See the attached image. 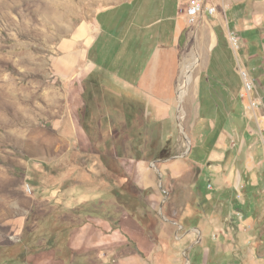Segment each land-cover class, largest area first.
Masks as SVG:
<instances>
[{
  "label": "rangeland",
  "instance_id": "rangeland-1",
  "mask_svg": "<svg viewBox=\"0 0 264 264\" xmlns=\"http://www.w3.org/2000/svg\"><path fill=\"white\" fill-rule=\"evenodd\" d=\"M130 1L0 0V264H264V0Z\"/></svg>",
  "mask_w": 264,
  "mask_h": 264
},
{
  "label": "crops",
  "instance_id": "crops-1",
  "mask_svg": "<svg viewBox=\"0 0 264 264\" xmlns=\"http://www.w3.org/2000/svg\"><path fill=\"white\" fill-rule=\"evenodd\" d=\"M167 1L168 0H165V1H162V3H159V4H157V5H153V6H156V7H158V9H160L161 11H160V15H159V13L157 12V15L156 16H153L152 15V13H149V12H152L153 11V8H152V6L149 4V3H147V2H145V0H132V1H130V5H128V7L127 8H130L131 6H133L134 4L136 5V4H138L139 6L140 5H142V6H144V7H146L147 8V12L148 13H145V16L147 17V18H149V19H151L152 21H153V23H155V21H160V20H163V21H171V22H173L174 24H175V27L176 26H178V25H182V21H179V18H182L183 20H187V18L185 17V15H184V6H183V8L181 9H179L178 11H177V9L175 8L173 11L171 10V5L169 4V3H167ZM183 1V4H184V0H182ZM188 1V0H187ZM203 1V0H202ZM210 1V0H209ZM187 3V2H186ZM182 4V5H183ZM208 4H210V3H208ZM186 5V4H185ZM200 17H207V16H200ZM155 18H158V20H154ZM178 27H181V26H178ZM177 29V28H176ZM208 60H210V57H209V59ZM220 86H223V88L225 89V87H224V83L222 84L221 82H219V81H217V82H212V81H209V80H206V82L203 84H201L200 82H199V86H198V98L200 99L201 98V100H200V102H210V103H215V99H218V93H217V91H215V88H219ZM201 89V90H200ZM227 93H229L228 94V98H230V94H231V91H226ZM200 93H201V95H200ZM222 93V92H221ZM227 93H222L223 95H227ZM227 97V96H226ZM220 99V98H219ZM214 131V128H212L211 129V131L209 132V134L211 133V132H213ZM192 151V150H191ZM206 153H207V151H206ZM190 154H191V152H190ZM213 154H215V153H213ZM193 161V160H192ZM194 163H196L195 161H193ZM197 164V163H196ZM200 166V165H199ZM246 166H248V165H246ZM209 167V166H208ZM200 170H201V166H200ZM209 173H212L211 171H210V168H209ZM220 170L218 169V168H214V172H219ZM200 173V172H199ZM213 174V173H212ZM215 175V174H214ZM207 181H209V180H207ZM206 181V182H207ZM195 183V182H194ZM219 184H221L220 186H224L223 187V189H222V187H220L219 189H216V190H219V191H221V192H225V191H228L229 192V195H230V186H231V181L230 180H228V178H227V180H222L221 181V183L219 182ZM207 185V186H206ZM193 188V187H192ZM209 188H212L211 187V185L210 184H206L205 183V187L203 188V191L206 193V191L208 190ZM194 189V188H193ZM193 194H196V195H198L199 193L197 192H195L194 190H193V192H192ZM207 194V193H206ZM197 228V227H196ZM196 228H194L195 230V232L196 231H198V229H196ZM199 233V232H198Z\"/></svg>",
  "mask_w": 264,
  "mask_h": 264
},
{
  "label": "built area",
  "instance_id": "built-area-1",
  "mask_svg": "<svg viewBox=\"0 0 264 264\" xmlns=\"http://www.w3.org/2000/svg\"><path fill=\"white\" fill-rule=\"evenodd\" d=\"M216 13V8L202 0H188L184 7V15L188 22H194L200 16H213ZM235 44L236 40L230 37ZM245 76V73L242 74ZM248 88L250 86L248 85Z\"/></svg>",
  "mask_w": 264,
  "mask_h": 264
},
{
  "label": "bare ground",
  "instance_id": "bare-ground-1",
  "mask_svg": "<svg viewBox=\"0 0 264 264\" xmlns=\"http://www.w3.org/2000/svg\"><path fill=\"white\" fill-rule=\"evenodd\" d=\"M191 66H192V63H186L185 66L182 68V71L180 74V77L178 78V87H177V91L178 93H181L182 89H183V86L185 85V82H186V79L189 75V72L191 70Z\"/></svg>",
  "mask_w": 264,
  "mask_h": 264
},
{
  "label": "trees",
  "instance_id": "trees-1",
  "mask_svg": "<svg viewBox=\"0 0 264 264\" xmlns=\"http://www.w3.org/2000/svg\"><path fill=\"white\" fill-rule=\"evenodd\" d=\"M80 154H81V158H84L83 156H87L89 153H86L85 151H83V150H80ZM85 159V158H84ZM85 164V165H84ZM80 165H82V166H86V163L85 162H83V163H81ZM107 168V167H106ZM86 169V171H89L90 173H91V171H90V169L88 168V167H86L85 168ZM107 190V189H106ZM112 192V194H115V191H111Z\"/></svg>",
  "mask_w": 264,
  "mask_h": 264
}]
</instances>
